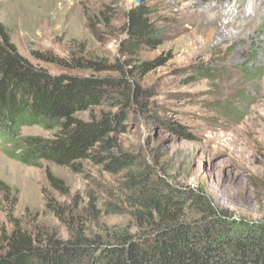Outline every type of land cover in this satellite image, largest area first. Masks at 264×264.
<instances>
[{
	"label": "rangeland",
	"instance_id": "obj_1",
	"mask_svg": "<svg viewBox=\"0 0 264 264\" xmlns=\"http://www.w3.org/2000/svg\"><path fill=\"white\" fill-rule=\"evenodd\" d=\"M145 1L159 41L132 50L124 28L131 0H0V23L21 55L51 74L122 79L107 87L105 103L79 117L126 115L124 129L111 135L114 152L133 156L131 167L149 186L199 192L236 219L261 221L264 0ZM32 52L91 65L67 69ZM20 135L53 133L31 125ZM7 151L0 146V235L19 229L66 238L67 223L93 236L135 230L130 196L141 189L126 170L107 167L109 159L33 167Z\"/></svg>",
	"mask_w": 264,
	"mask_h": 264
},
{
	"label": "trees",
	"instance_id": "obj_2",
	"mask_svg": "<svg viewBox=\"0 0 264 264\" xmlns=\"http://www.w3.org/2000/svg\"><path fill=\"white\" fill-rule=\"evenodd\" d=\"M150 14L145 0H131L124 13L127 50L158 43L159 30ZM32 56L67 69L91 65L82 58H58L51 53L32 52ZM206 71L197 73L207 77ZM121 81L51 74L23 57L0 23V146L9 147L7 155L33 167L41 161L69 166L105 157L110 161L107 167L126 170L141 189L137 197L130 196L128 216L134 231L127 228L93 236L67 223L68 235L62 238L56 233L14 229L0 235V264H264V219H236L199 192L149 186L150 180L131 167L133 156L114 152L111 135L124 129L126 115L79 117L105 103L107 87ZM139 92L134 89L135 95ZM31 125L52 132V137L21 136V128Z\"/></svg>",
	"mask_w": 264,
	"mask_h": 264
},
{
	"label": "bare ground",
	"instance_id": "obj_3",
	"mask_svg": "<svg viewBox=\"0 0 264 264\" xmlns=\"http://www.w3.org/2000/svg\"><path fill=\"white\" fill-rule=\"evenodd\" d=\"M219 7H220V5L216 4L212 10L213 11H218Z\"/></svg>",
	"mask_w": 264,
	"mask_h": 264
}]
</instances>
